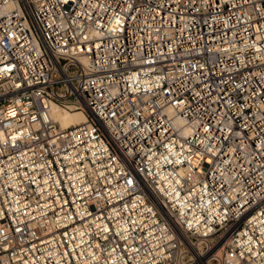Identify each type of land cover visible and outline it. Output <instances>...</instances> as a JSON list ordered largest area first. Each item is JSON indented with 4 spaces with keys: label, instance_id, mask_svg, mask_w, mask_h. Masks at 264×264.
Here are the masks:
<instances>
[{
    "label": "built area",
    "instance_id": "obj_1",
    "mask_svg": "<svg viewBox=\"0 0 264 264\" xmlns=\"http://www.w3.org/2000/svg\"><path fill=\"white\" fill-rule=\"evenodd\" d=\"M0 264H264V0H0Z\"/></svg>",
    "mask_w": 264,
    "mask_h": 264
},
{
    "label": "bare ground",
    "instance_id": "obj_2",
    "mask_svg": "<svg viewBox=\"0 0 264 264\" xmlns=\"http://www.w3.org/2000/svg\"><path fill=\"white\" fill-rule=\"evenodd\" d=\"M51 114L54 120H56V122L61 127L82 125L87 120V117L84 113L77 111L61 110L55 106L52 107Z\"/></svg>",
    "mask_w": 264,
    "mask_h": 264
}]
</instances>
